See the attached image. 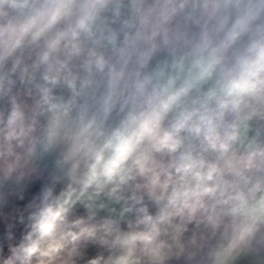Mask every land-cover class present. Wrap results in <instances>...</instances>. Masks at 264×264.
<instances>
[{
	"label": "clouds",
	"instance_id": "1",
	"mask_svg": "<svg viewBox=\"0 0 264 264\" xmlns=\"http://www.w3.org/2000/svg\"><path fill=\"white\" fill-rule=\"evenodd\" d=\"M0 264H264V0H0Z\"/></svg>",
	"mask_w": 264,
	"mask_h": 264
}]
</instances>
